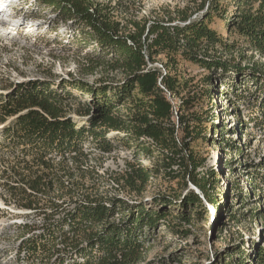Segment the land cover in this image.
<instances>
[{"label": "trees", "instance_id": "16d2710c", "mask_svg": "<svg viewBox=\"0 0 264 264\" xmlns=\"http://www.w3.org/2000/svg\"><path fill=\"white\" fill-rule=\"evenodd\" d=\"M37 1L79 37L94 66L86 74L98 69L118 78L100 77L91 87L65 80L64 88L30 80L0 95V121L12 118L0 127V198L42 216L32 235L24 231L34 225H19L28 257H54V264H141L151 228L162 225L178 234L174 225L206 215L204 199L215 203L209 188L215 171L199 175L205 158L193 145L199 126L211 117L189 111L199 96L182 65L197 66L207 73L204 82L216 78L220 87L233 83L231 75L264 83V0H171L147 12L146 0ZM215 19L232 39L210 26ZM72 89L88 94L78 123L63 106L75 101ZM112 131L135 148L134 161L111 180L118 191L139 197L149 178L157 177L187 189L175 195L178 201L163 195L128 202L100 187L82 144L93 142L110 153ZM138 155L151 158L150 166L138 164ZM255 259L264 264V248H257Z\"/></svg>", "mask_w": 264, "mask_h": 264}, {"label": "rangeland", "instance_id": "374dc122", "mask_svg": "<svg viewBox=\"0 0 264 264\" xmlns=\"http://www.w3.org/2000/svg\"><path fill=\"white\" fill-rule=\"evenodd\" d=\"M0 2H5L7 7V15H0V19H4V23H0V95L5 96L17 83L30 80H48L56 88L61 85L64 88L65 80L82 81L91 87L100 77L118 78L98 69H94L92 75L86 74L94 68L88 64L87 50H80L79 37L67 23L58 20L51 8L37 0ZM169 2L172 3L171 0H146L144 10L147 12ZM232 9L229 5L228 12ZM18 22L21 23L18 27L12 24ZM210 26L224 38H233L227 34L221 20H213ZM253 59H258V55L254 54ZM182 71L193 78L194 90L199 96L189 111H195L203 120L211 117L199 126L201 134L193 145L205 158L199 175L212 168L215 171L209 187L215 203L204 199L206 215L204 212L194 215L188 223L174 225L175 221L167 217L179 230L178 234L162 225L151 228L147 253L141 264H161L160 261L164 262L162 264H256L257 248H264V166H261L262 162L264 164V105L259 107L260 101H264V83L248 75H231L233 83L220 87L216 78L204 82L201 78L207 73L195 65L183 64ZM72 93L75 101H67L63 106L78 123L83 118L81 113L86 109L88 94L80 89H72ZM174 100L176 104L179 102L178 98ZM11 120L7 117L4 122L0 121V127ZM116 133L112 131L108 137L112 144L110 153L102 154L93 142L82 144L88 154L87 164L101 176L100 187L109 196L118 195L128 202L150 201L152 197L163 195L178 201L175 195L187 189L157 177L149 178L146 191L139 197H128L118 191L111 180L124 170L125 162L134 161L135 148L115 139ZM136 162L150 166L151 158L138 155ZM191 188L188 185V189ZM0 200V264H54V257L49 262L28 257L20 243L23 230L19 225H34L30 232L24 231L32 235L40 231L42 216ZM118 217L115 215V221ZM184 230L186 234L180 235Z\"/></svg>", "mask_w": 264, "mask_h": 264}, {"label": "bare ground", "instance_id": "6f19581e", "mask_svg": "<svg viewBox=\"0 0 264 264\" xmlns=\"http://www.w3.org/2000/svg\"><path fill=\"white\" fill-rule=\"evenodd\" d=\"M7 7H6V3L5 2H0V15L4 16L7 15ZM6 22V21H5ZM0 23H4V19H0ZM15 24L16 27L20 26V22L17 23H12ZM0 203H2V201L0 200Z\"/></svg>", "mask_w": 264, "mask_h": 264}, {"label": "water", "instance_id": "95a60500", "mask_svg": "<svg viewBox=\"0 0 264 264\" xmlns=\"http://www.w3.org/2000/svg\"><path fill=\"white\" fill-rule=\"evenodd\" d=\"M191 187H192L191 189H193L195 193H196V192H198V193H199V190H198L197 188H195V187H194V186H192V185H191ZM199 194H200V193H199Z\"/></svg>", "mask_w": 264, "mask_h": 264}]
</instances>
